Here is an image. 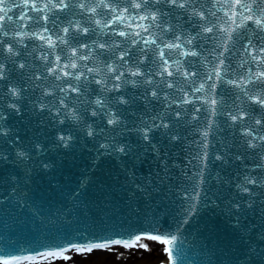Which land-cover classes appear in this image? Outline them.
I'll use <instances>...</instances> for the list:
<instances>
[{"label":"snow or ice","instance_id":"1","mask_svg":"<svg viewBox=\"0 0 264 264\" xmlns=\"http://www.w3.org/2000/svg\"><path fill=\"white\" fill-rule=\"evenodd\" d=\"M21 8L15 18L10 14ZM62 16L80 19L64 24ZM25 38L42 42L37 45L42 54L33 56L41 64L21 59L28 47ZM201 57L215 67L207 73L199 68L189 71ZM29 108L46 115L55 136L26 141L6 126L9 117H22ZM189 112L197 122L201 112L222 117L221 131L231 130L233 140L253 155L252 168L244 164L230 180L212 174L209 122L195 141L196 155L176 183L169 174L164 144L181 139L179 126L187 122ZM66 122H71L67 128ZM80 141L93 143L97 155L133 161L153 155L159 168L155 180L150 174L146 184L136 183L135 188L149 196L167 189L176 231L194 217L215 213L235 240L217 259L264 264V0H21V4L0 0V188L7 192H0V203L11 198L20 208L39 213L40 206L28 203L23 191L29 188L32 173L47 174L55 167L49 153L72 150ZM225 148L228 145L222 143L215 161L228 163L231 151ZM244 158L233 159L243 163ZM225 185L232 190L227 197ZM147 228L128 240L83 246L69 241L67 247L37 255L68 260L71 257L65 253L70 249L81 254L109 250L112 245L126 249L138 245L150 251L148 244L140 243L150 240L163 245L168 264H175L170 246L177 236L159 234L156 221ZM3 251L0 264L36 259L8 257Z\"/></svg>","mask_w":264,"mask_h":264},{"label":"water","instance_id":"2","mask_svg":"<svg viewBox=\"0 0 264 264\" xmlns=\"http://www.w3.org/2000/svg\"><path fill=\"white\" fill-rule=\"evenodd\" d=\"M185 31L190 29L186 28ZM25 58L27 64H35L31 63V58L26 53L21 59ZM197 68L204 73L203 64L197 63L194 71ZM25 71L27 72V69ZM196 82L198 83V80ZM31 112L29 108L22 117H9L6 126L18 132L26 141L33 137L44 140L55 136L56 131L52 126H48L47 117H38L37 112ZM191 114L189 112L187 122L179 126L181 139L174 144H168L167 141L164 144V150L169 153V174L177 178L176 183L182 178V172L189 159L196 155L198 149L195 141L201 139L200 132L206 129L200 115L197 122L191 120ZM215 121L219 130L218 133L209 132L208 135V168L214 176L219 173L225 180H230L244 164H247L249 169L252 168L253 155L233 140L231 130L221 131L222 117L215 118ZM70 123L66 122L64 127L67 128ZM185 125L186 128L182 131ZM222 143L228 145L224 151H231L227 164L213 159L220 151ZM236 155L245 157L243 163L234 161ZM49 156L55 162L54 169L47 174L34 171L29 188L23 189L29 197L28 203L40 206L39 213L32 214L30 207L20 208L11 198L7 203H0V240L3 241L0 249L8 251L15 247H25L24 250H29L40 249L51 243L64 244L72 239H84L85 231L93 228L106 227L113 233L123 227L132 232L143 231L148 230L147 225L153 221L158 222L163 230L169 231L172 227L176 230L173 217L169 215L174 209L171 207L172 198L165 195L167 189L164 188L159 194L153 192L149 196L135 188L136 183L141 186L146 184L150 174L155 180V173L159 168L153 155L142 156L135 161L107 154L97 155L93 143L85 144L80 141L72 150L49 153ZM163 175L161 172V176ZM53 185L56 187L53 188ZM231 191L227 185L223 186L225 197L230 195ZM0 192L7 195L4 188H0ZM179 233L181 241L177 248L178 258L188 262L193 260L199 264H209L210 260L213 264H227L225 256H220L219 260L217 256L221 250L231 249L235 240L222 217L205 212L200 217H194ZM236 254L239 255V252Z\"/></svg>","mask_w":264,"mask_h":264},{"label":"rangeland","instance_id":"3","mask_svg":"<svg viewBox=\"0 0 264 264\" xmlns=\"http://www.w3.org/2000/svg\"><path fill=\"white\" fill-rule=\"evenodd\" d=\"M148 246L150 251L139 248L131 252H118L112 248L83 255H70L71 258L68 260L48 259L34 264H162V262H166L161 245L148 244Z\"/></svg>","mask_w":264,"mask_h":264},{"label":"bare ground","instance_id":"4","mask_svg":"<svg viewBox=\"0 0 264 264\" xmlns=\"http://www.w3.org/2000/svg\"><path fill=\"white\" fill-rule=\"evenodd\" d=\"M140 243H146V244H153V245H161V244H159V243H154V242H140ZM163 247V246H162ZM112 248V247H111ZM138 248H140L138 245L136 246V249H138ZM115 249H119V251H124L125 250V248H123V247H121V246H116V248ZM127 249H129V248H127ZM68 254V253H67ZM23 263H25V262H23ZM20 264V263H19Z\"/></svg>","mask_w":264,"mask_h":264}]
</instances>
